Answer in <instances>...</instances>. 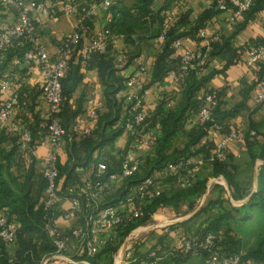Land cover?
<instances>
[{
	"label": "trees",
	"instance_id": "trees-1",
	"mask_svg": "<svg viewBox=\"0 0 264 264\" xmlns=\"http://www.w3.org/2000/svg\"><path fill=\"white\" fill-rule=\"evenodd\" d=\"M48 1L54 3L58 0ZM61 1L74 5L79 4L81 8L87 2L100 0ZM172 2L173 0H164L159 9L154 7L155 0H135L131 6L122 5V2H120L110 8L112 18L105 29L108 30L111 36H121L126 43L133 44V48L127 55L128 58H136L140 52L139 45L135 44L136 40L144 36L150 38L160 37L167 22V15L172 9ZM219 4L218 1H214L209 9L192 21L189 19L190 12L188 11L181 14L177 20L169 23L168 29L165 31V39L161 41V53L155 60L151 83L161 81L168 73L175 72L179 80L184 81L182 99L174 109L166 106V103L164 105L160 103L154 113H143V133L149 136L146 145L151 149V153L140 158L143 162H141L138 172L125 180L123 189L114 201L99 204L102 207L116 205L122 196L141 180L151 176L155 171L162 170L166 165L176 163L182 159L189 161L188 168L181 172L179 176L171 175L162 179L169 182L177 181L183 183V186L173 194L159 190V194L155 198L142 204V214L140 216L132 221L123 222L114 229V239L105 244L97 254L92 257L79 254L75 257L77 260H87L89 264H113V256L118 250L119 243L132 230L148 222L162 207L176 206L180 200L198 199L204 194L208 180L196 176L192 163L197 158H207L213 152L217 142H207L197 150H195V147L211 131L222 130L225 134L228 133L230 130L227 129L224 122L234 117L244 104L241 103L228 110H222V90H207L201 95H198V92L216 74H224L231 65L237 63L240 59V53H237V50L231 47V37L226 38L219 35L217 40H214L216 36L213 37L208 42L211 51L206 62L210 58L218 56L223 59L224 65L221 69L213 70L208 75H200L201 68L190 70L187 73H180L178 70L179 56L172 59L170 57L174 51L171 48L173 43L181 38L191 37L198 42L201 40L199 33L204 29L206 22L213 15L223 11L218 8ZM224 4L230 9V0H225ZM263 9L264 0H253L250 8L243 13V16L245 15L244 23L239 25L235 32L242 29L255 13ZM92 20L93 17L84 20V25L88 29L92 26ZM181 28L182 30H180ZM140 34L143 35L140 36ZM260 45H264V38L253 39L243 50H249L251 47ZM81 46L80 44L76 51L80 50ZM112 47V45H109L105 52L92 51L85 66L87 68H97L106 86V112H97V125L90 134H81L77 137V134L75 136L73 133L65 136L66 139L69 138L71 141H68L66 146L67 161L64 164L58 161L57 164L58 182L62 178L64 183L77 181L80 176L76 173L77 168H82L84 172L93 170L95 173L98 162L93 161V154L113 143L117 137L126 131L124 123L128 114V107L122 115L121 104L116 99V94L123 89L126 79L118 74L120 69L117 67L118 63ZM30 50H34L33 43L25 36L12 37L11 41L0 49V82L7 79L12 83H16L15 74L24 70L19 65L22 63L34 65V63L24 58V54ZM123 55L126 59V53H123ZM80 66L81 62L77 66H73L68 61L64 75L60 80L62 105L55 115L66 129L70 126L74 115L80 112V110H77L75 113L70 114L68 105V100L80 80ZM255 67L258 68V79L251 83L247 91H243L247 92L244 96L248 95L249 90L257 87L261 79L264 78V62H259ZM144 88H148V86L146 85ZM13 92H16L18 96L15 111L19 112L24 118L27 117L25 121L28 122L27 127L32 133V145H37L49 134L48 128L43 126V119L40 118L42 109L36 110L33 102L35 96L40 94L42 96V85L31 88L20 85L17 89H13ZM11 94L12 92L7 93L0 88V106ZM209 94L216 95L217 103L211 107V118L203 120L199 112L201 108L208 105L206 96ZM25 99L28 103L26 107H23L22 102ZM188 123H191L193 127L185 130ZM155 127H158L156 131L150 133L149 129H155ZM251 130L255 132L254 135H250ZM137 131L135 130V133L130 137V141L136 139L137 142L142 143L143 139L136 134ZM257 135L258 132L254 124L249 120L248 129L244 135L249 161L244 171H252L256 160L264 161V144H260L256 140ZM178 136L187 138V142L181 148L174 146L175 139ZM228 150L224 160L207 162L202 166H210L213 177L223 176L229 186L230 194L223 186H217V191L212 192V194H216V197L207 199L205 204L192 217L194 219L206 216L204 225L199 231L198 240H203L207 234L211 233L214 236L213 247L221 256L229 257L238 254L244 261L264 264V165L260 166L256 190L244 191L237 179L239 165L235 163ZM25 156L19 152L18 136L8 134L3 129L0 132V215L5 214L8 220L13 223L15 241L12 244H6L0 240V264H37L45 256L54 252V245L46 228L48 215L44 210V195L48 182L42 172H35L34 158L30 156L29 160H32L29 168L21 170L20 164L23 160H26ZM105 158L102 162L108 165L110 171L119 169L120 162L118 163L115 158ZM109 158L115 161L114 166L116 168L107 162ZM118 159L120 161V158ZM94 173L92 175L90 173L86 179L94 178ZM186 180H189L190 184H187ZM78 183V185H83L82 182L78 181ZM230 199L247 200L236 207L231 205ZM66 209L58 211L56 217H59ZM182 224H186V222ZM186 239L192 240V238ZM10 247H15L13 253H10ZM190 254L192 253L175 252L171 258L175 262L185 261ZM157 255L161 257L159 252H157ZM147 260L150 259L147 258Z\"/></svg>",
	"mask_w": 264,
	"mask_h": 264
},
{
	"label": "crops",
	"instance_id": "crops-1",
	"mask_svg": "<svg viewBox=\"0 0 264 264\" xmlns=\"http://www.w3.org/2000/svg\"><path fill=\"white\" fill-rule=\"evenodd\" d=\"M214 1H218L220 4L225 0H180L178 6L174 8L177 20L181 14L190 12L189 19L192 21L198 15L202 14L205 10L209 9ZM135 0H123L122 5L131 6ZM164 3V0H155V8L159 9ZM232 17V11H220L213 15L207 22L204 29L201 31V40L198 42L191 37H183L179 40V44L173 43V54L170 57L178 58L184 49H195L203 47L209 40L215 36L222 35L226 38L231 37V47L240 53V59L234 65H231L224 74H216L212 77L205 86L198 92V95L203 94L207 90L221 91V108L222 110H228L235 105L243 103V107L239 112L224 123L227 129L241 128L243 131L242 138L230 142L228 145V152L234 158V161L239 165L238 175L243 171L249 161V155L246 147L245 133L248 129L249 120L254 124L256 131L258 132L256 140L260 144H264V103L262 105H255L254 96L256 94L257 87L249 90L248 95L244 96L243 91H247L251 83L258 79V68L249 67L246 64V60L249 56V50H243L246 45H249L253 39L264 38V9L255 13L244 25L242 29L235 32L236 28L244 23L245 15L236 19L230 20ZM111 12L98 10L93 17L92 26L86 32L83 33L82 45L88 46L97 31L104 29L111 20ZM19 21L18 13L12 8L0 7V25L13 24ZM75 17L69 14H62L55 18H41L38 16L36 37L40 46L44 47L50 58L54 60L57 57V50L59 45L67 38L73 31V24ZM182 30V28L180 29ZM143 34H140L142 36ZM135 44L139 45L140 52L138 57L128 58L127 53L133 48V44L126 43L125 39L121 36L115 37L112 47L114 56L123 55L126 53V59L123 63H118L117 67L120 69L118 74L126 79L124 87L116 94V99L121 104V114L123 115L127 109L126 96L133 92L135 89V81L142 84L143 87L148 86V92L144 98L142 111L145 114H152L156 110L160 103L171 109L176 108L182 99V90L184 88V81L177 80L175 72L168 73L161 81L151 83L153 77V70L155 60L161 53L162 42L159 38H150L144 36L141 39H137ZM124 56V55H123ZM169 59V60H170ZM80 51H76L70 56L69 64L77 66L80 62ZM168 60V61H169ZM120 64V65H119ZM224 61L218 56L210 58L205 61L201 68L200 75H208L213 70H219L223 67ZM21 68H24L20 73L15 74L16 83H12V90L17 89L20 85L27 87L39 86L44 83L39 68L35 65H29L22 63ZM80 80L76 86L75 91L71 94L68 100L70 114L75 113L77 110L80 112L74 115L68 130H71L73 126L78 128V133H74L79 137L84 129H86L91 121V111L97 110L99 113L106 112V86L97 70V68H87L80 66L79 68ZM134 78V81L129 79ZM8 93V92H7ZM35 109H45L46 104L43 97L37 95L33 99ZM27 118V117H25ZM20 115L19 112L14 111L13 115L3 124H0V132L4 129L8 134H15L17 127L27 126V121ZM193 127L191 123L186 124L185 130H189ZM155 129H149L150 132H155ZM73 134V133H72ZM132 132L124 131L119 137H117L113 143L103 147L93 154V161H102L105 157H112L121 163L123 155L129 150L143 162L140 158L145 157L151 153V149L142 143L133 139L130 141ZM225 133L222 130L211 131L204 137L200 143L195 147V150L199 149L207 142H219ZM71 139H64L57 149L58 161L64 164L67 161V142ZM175 145L183 147L187 142V138L184 136H178L175 139ZM128 148V149H127ZM51 146L46 143L44 145H38L36 147L37 157L34 158V170L36 173L42 172L43 165L41 161L47 156L51 150ZM107 159L110 165L114 166L115 161L113 159ZM120 158V161L119 159ZM25 161L20 164L21 170L29 168L31 160L28 156H25ZM194 160V159H193ZM264 165V161L256 160L252 169V187L251 191L257 188V176L260 171V166ZM196 176L204 177L208 181V185L204 194L198 198H192L188 200H180L176 206H166L157 212L161 216L162 225L159 229L155 230L148 238H146L145 246L140 250L129 264H148L147 255L151 250H156L161 255V260L157 264H205L204 256L200 253H192L185 261L175 262L171 256L175 252H180V244L183 240L192 238V240L199 239V231L203 227L206 220V216H200L192 219L198 210L205 204L206 200L210 196L212 187L209 185V181L212 180L211 167H201L194 170ZM245 172V171H244ZM76 173L80 176L77 181H69L64 183L63 178L59 179V186L62 192L66 193L68 189L73 190L76 193L80 192L81 185H78V181L83 184L86 177L94 173L93 170L83 171L82 168H77ZM203 174V175H202ZM237 175V176H238ZM221 182L215 181L214 183L220 184L225 188L228 194H230L227 181L223 176ZM211 182V181H210ZM65 186H64V184ZM124 182H106L105 189L99 197V203L105 204L114 201L119 192L123 189ZM157 188L161 191L173 194L176 190L183 186V183L169 182L162 178L156 180ZM232 206H240L241 201L231 199ZM196 203L193 208H190V204ZM69 207V202L63 200L58 204V211L64 210ZM122 213H129L130 207H121ZM178 212V213H177ZM156 213V214H157ZM154 216V215H153ZM192 219V220H191ZM191 220V221H189ZM80 220H64L58 219L59 226L62 230H66L73 225H77ZM186 222V224H182ZM71 244V242H70ZM71 248L73 245H70ZM10 253L15 251V247L9 248Z\"/></svg>",
	"mask_w": 264,
	"mask_h": 264
},
{
	"label": "built area",
	"instance_id": "built-area-1",
	"mask_svg": "<svg viewBox=\"0 0 264 264\" xmlns=\"http://www.w3.org/2000/svg\"><path fill=\"white\" fill-rule=\"evenodd\" d=\"M122 1H91L80 8L79 4L74 5L61 0L54 3H50L48 0H0L1 8L16 10L19 18L17 23L0 25V49L8 44L14 36L29 38L33 43L34 50L27 51L24 54V58L39 68L40 75L44 81L42 84V96L46 108L41 110L40 118L44 121L43 126H46L49 130L48 136L37 145H32V133L27 126L17 127L15 133L18 136L19 152L22 155L36 158V147L46 143L52 148L41 163L43 165L42 174L48 182L44 195V210L48 215L46 228L54 245V252L45 256L37 264H48L50 262L51 264H89L87 260H77L75 258L76 255L85 254L88 257H92L97 254L105 244L114 239L113 231L116 227L123 222L132 221L140 216L142 214V204L151 201L159 194L156 184L157 178H165L171 175L179 176L190 165L189 161L183 159L166 165L162 170L155 171L151 176L131 187L116 205L102 207L98 200L105 189L106 182H124L138 172L141 162L130 150L123 155L120 167L116 171H110L106 163L98 161L94 173L95 177L86 179L79 193L71 189L64 193L60 189L57 149L65 136L79 132L76 126H73L71 130L66 129L55 115L59 112L62 105L60 80L64 75L70 56L76 52V48L80 44L82 45L83 33L88 30L84 25V20L94 17L98 10L108 11ZM179 2L180 0H173V7L178 6ZM230 3V9L224 3L219 4L218 8L223 11H232L230 20L235 21L250 8L253 0H230ZM174 8L167 15L164 31L160 35L161 41L165 39V31L168 29L169 23L176 18ZM62 14L74 16L75 22L72 33L59 45L57 57L52 60L47 50L40 46L37 41L38 16L51 19ZM201 33H199L200 37ZM217 39L218 36L214 38V40ZM114 40L115 37L111 36L105 28L97 31L92 42L88 46L82 45L79 50L81 65L84 67L87 65L92 51L105 52L109 45L113 46ZM176 44H179V41H176ZM210 51L211 48L208 43L203 47L184 49L179 56V72L187 73L190 70L202 68V65L208 59ZM248 54L246 64L249 67H254L261 61L264 62V45L252 47ZM124 61L123 55L116 56V62L123 63ZM176 79L179 80L177 75ZM129 81H134V78L129 79ZM134 84V91L126 96L128 114L124 124L129 132L135 133V130H138L136 134L143 139L142 144L146 145L149 136L143 133L144 114L141 108L148 89L144 88L139 82L135 81ZM0 88L6 92H12L11 96L0 106V124H3L13 115L18 96L16 92H13L10 80H1ZM206 102L208 105L201 108L199 112L203 120L211 118L210 110L217 103L216 95H207ZM27 103L28 101L25 99L22 102V106L26 107ZM254 103L257 106L264 103V78L261 79L257 86ZM97 117V110H92V121L82 131L83 134H90L95 129ZM254 134L255 132L251 130L250 135ZM242 135L243 131L241 128L231 129L216 143L213 152L207 158H197L193 161V169L197 170L207 162L224 160L229 143L242 138ZM103 177L105 179L102 180ZM185 182L190 184L189 180ZM63 200L69 202V207L59 217H56L58 204ZM125 205L130 207L129 213H122L121 207ZM59 218L64 220L77 219L80 222L66 230H62L58 223ZM213 238V234L209 233L201 241L185 239L181 242L179 250L183 253L202 254L205 264H255L251 261H244L238 254L229 257L221 256L213 247ZM0 240L6 244H12L15 241L14 225L5 214L0 215ZM70 242L73 245L72 250L70 249ZM69 251H73V255H68ZM147 258L150 259L148 264H157L161 260L156 250L149 251Z\"/></svg>",
	"mask_w": 264,
	"mask_h": 264
},
{
	"label": "rangeland",
	"instance_id": "rangeland-1",
	"mask_svg": "<svg viewBox=\"0 0 264 264\" xmlns=\"http://www.w3.org/2000/svg\"><path fill=\"white\" fill-rule=\"evenodd\" d=\"M245 168H243V171L237 176L238 181L242 185L244 191L251 190L252 187V171L247 170L245 171ZM23 171V170H22ZM203 175V174H202ZM222 177H215L212 180L209 181V185L212 187L211 194L208 197L214 198L216 197V194L212 192L215 190L217 191V186H221L220 184L214 183L215 181L221 182ZM208 185V183H207ZM229 187V186H228ZM231 200V199H230ZM236 201V200H234ZM240 201V200H239ZM242 202V201H241ZM196 203L190 204V208H193ZM161 212V211H159ZM178 213V212H177ZM162 220L159 213L155 214L148 222L145 224L137 227L136 229L132 230L127 237L119 243V247L117 252L113 256V264H129L131 260L134 259L136 255H138L140 250L145 246V242L147 241L146 238H148L155 230L159 229V226H161ZM137 230H140L139 233H135ZM115 236V235H114ZM188 238V237H186ZM119 239L117 240V242ZM71 245V244H70ZM70 249L72 250L71 246ZM68 252V251H67ZM66 252V254H67ZM70 253L68 255H73V251H69ZM78 255V254H77ZM48 264H51L48 263Z\"/></svg>",
	"mask_w": 264,
	"mask_h": 264
},
{
	"label": "bare ground",
	"instance_id": "bare-ground-1",
	"mask_svg": "<svg viewBox=\"0 0 264 264\" xmlns=\"http://www.w3.org/2000/svg\"><path fill=\"white\" fill-rule=\"evenodd\" d=\"M140 232V230H137L135 233L137 234V233H139Z\"/></svg>",
	"mask_w": 264,
	"mask_h": 264
},
{
	"label": "water",
	"instance_id": "water-1",
	"mask_svg": "<svg viewBox=\"0 0 264 264\" xmlns=\"http://www.w3.org/2000/svg\"><path fill=\"white\" fill-rule=\"evenodd\" d=\"M247 199L243 200L242 202H245Z\"/></svg>",
	"mask_w": 264,
	"mask_h": 264
}]
</instances>
